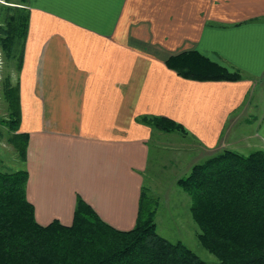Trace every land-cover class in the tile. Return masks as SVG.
<instances>
[{"label":"crops","instance_id":"crops-1","mask_svg":"<svg viewBox=\"0 0 264 264\" xmlns=\"http://www.w3.org/2000/svg\"><path fill=\"white\" fill-rule=\"evenodd\" d=\"M11 1L29 14L12 82L39 225L70 226L79 197L113 228H133L144 174L157 165L150 143L165 149L175 134L142 117L186 130L174 142L199 151L180 158L185 177L222 149L264 151V0ZM189 52L242 79L179 76L168 60Z\"/></svg>","mask_w":264,"mask_h":264},{"label":"trees","instance_id":"trees-1","mask_svg":"<svg viewBox=\"0 0 264 264\" xmlns=\"http://www.w3.org/2000/svg\"><path fill=\"white\" fill-rule=\"evenodd\" d=\"M0 52L16 60L28 29V12L21 3L1 0ZM179 76L196 81H238L229 71L195 52L168 60ZM4 84L11 129L19 128L17 84ZM141 122L168 133L185 134L178 123L164 117H142ZM12 142L25 164L27 136ZM27 171H0V264H207L182 243H170L156 232L153 200L142 191L132 229L120 231L104 222L77 197L70 226L59 221L42 226L26 198ZM177 185L190 199L197 240L219 264H264V151L242 155L222 150L192 167Z\"/></svg>","mask_w":264,"mask_h":264},{"label":"rangeland","instance_id":"rangeland-1","mask_svg":"<svg viewBox=\"0 0 264 264\" xmlns=\"http://www.w3.org/2000/svg\"><path fill=\"white\" fill-rule=\"evenodd\" d=\"M0 3L4 4L1 0ZM16 63V60L9 61L4 59L0 52V171L2 172H16L24 168L18 150L19 147L12 142V138L18 135V133L11 129V124L8 122L10 120L8 112L9 105L4 99V92L6 90L4 84L7 79L10 80L8 83L9 85H15L12 80H14L16 75ZM255 106L257 105L255 104ZM257 117V115L253 114L251 117L252 121L248 125H252L256 122ZM235 132H242L243 136L246 134L244 130H236ZM255 132L256 130H251L250 134H255ZM170 135L171 136L164 139L166 141L170 140L167 144L173 145H171L172 147L167 145L165 149H163L164 145H160L152 140L150 143V153L157 165L154 167L153 172L147 171L144 174V192L148 199L154 202L152 207L155 210L154 220L156 232L170 243H182L207 264H219L213 256L202 248L197 240L196 234L198 228L190 213L191 202L189 197L181 188L176 189L175 192L173 189L176 179L185 177V175L182 174L186 171L185 168L187 164H185L183 160L184 165H180V158H193L199 150L189 147V150L186 152V148L183 146L184 144L182 145V143H185L184 141L180 139L182 142H180L181 147L174 142L176 139H179V137L175 136L178 134L175 133ZM177 147L180 149L179 151H176ZM182 149L183 151H181ZM231 150L248 155L256 149ZM180 198H182V200H178Z\"/></svg>","mask_w":264,"mask_h":264}]
</instances>
